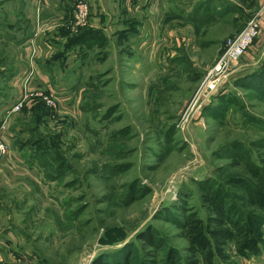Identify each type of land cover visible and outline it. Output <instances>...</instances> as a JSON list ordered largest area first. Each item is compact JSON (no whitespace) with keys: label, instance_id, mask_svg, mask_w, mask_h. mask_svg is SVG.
<instances>
[{"label":"rangeland","instance_id":"obj_1","mask_svg":"<svg viewBox=\"0 0 264 264\" xmlns=\"http://www.w3.org/2000/svg\"><path fill=\"white\" fill-rule=\"evenodd\" d=\"M263 4L158 0L144 65L132 59L137 46L120 53L115 42L87 40L75 52L80 65L56 80L66 90L53 92L57 97L25 91L36 76H19L17 25H0V128L8 130L0 133L7 145L0 155V264H93L131 242L162 264L164 252L139 238L149 228L184 264H206L209 253L191 251L189 240L201 232L213 239L218 229L230 236L213 243L211 264H233L251 232L259 249L252 255H259L264 183L250 170L264 176L261 26L218 84L207 81ZM215 5L231 12L214 17ZM88 18L73 21L84 26ZM252 73L253 81L244 77ZM38 102L45 108H35ZM64 160L70 169L61 168Z\"/></svg>","mask_w":264,"mask_h":264},{"label":"crops","instance_id":"obj_2","mask_svg":"<svg viewBox=\"0 0 264 264\" xmlns=\"http://www.w3.org/2000/svg\"><path fill=\"white\" fill-rule=\"evenodd\" d=\"M74 1L0 0V25L8 27L9 21H13L17 25L16 32L20 33V66L24 65L25 69L24 72L20 69L19 76L22 78L33 72L37 78V82L35 77L32 81L36 84L29 83L28 87L24 88L25 91L40 88L51 92L55 97L61 90L66 91L64 87L56 84V80L59 75L61 77L63 74H72L77 60L80 65V56L77 57L75 52L78 54L84 48L86 41L81 38L87 35H91V42H115L117 49H121L120 53H123V47L134 49V46H137L140 50L132 59L144 65L140 57L143 55L141 49L146 48L148 44L152 45L146 35L154 32L149 21L158 17V0H86L90 14L84 26L74 24ZM261 29L260 37L255 40L258 46L264 44V20L261 21ZM72 38L79 39L71 41ZM130 56H134V53ZM27 109L31 110L32 107L27 105ZM3 124L1 123L0 133L8 132L4 130ZM12 136L15 137L14 134L9 135ZM2 137L5 141L4 136ZM12 141L14 138L11 139V144ZM237 257L233 264H264V249H261L256 257Z\"/></svg>","mask_w":264,"mask_h":264},{"label":"trees","instance_id":"obj_3","mask_svg":"<svg viewBox=\"0 0 264 264\" xmlns=\"http://www.w3.org/2000/svg\"><path fill=\"white\" fill-rule=\"evenodd\" d=\"M213 11H214L213 12L214 17H223V16L228 15L231 12V8L227 6L217 7L215 5L213 6ZM90 36L88 35L84 36L83 38H81V40L87 41L89 40ZM78 39L79 38H72L71 41H75ZM256 74L252 73L244 77L249 78L253 81V77H256ZM37 104L38 105L36 106L34 105L35 108L37 107L45 108L41 102H38ZM35 108H33L31 111H34ZM70 167H71L70 163L67 162L66 160H64L63 164H61V168H63L64 170H68L70 169ZM250 171L257 177V179L260 178L261 182L264 183V176H262L261 170L259 167L251 169ZM248 190L250 191L249 194L251 195V197L253 199H256V193H254L252 189H248ZM216 214L220 215V212L217 211ZM230 221H231L232 227L235 226L238 232L242 230V228H239V223L232 221V220ZM209 234L212 235L213 239L209 238L205 234H202L201 232L199 234H195V236L192 239L190 238L189 240V243L191 245V251L195 247H197L198 249H200L199 251L201 253H206V252L209 253L208 254L209 258L205 262L206 264L212 263L211 256L213 255L212 254L213 253V248H212L213 243L215 242L217 247H219L222 240L225 239L227 234L230 236V231H228V229L226 230L218 229V230L211 231ZM244 237H245L244 240L241 241V248H239L240 255L249 257L253 253L258 254L259 249H257L256 247L257 240L254 239V234H252L251 232V235H245ZM139 238L144 244H147L149 247H155V248L159 247L164 252V254L162 255L163 256L162 264H184L181 260L177 261L175 257L171 255L169 251L165 252L166 248H165L164 240L161 236L158 235V232L156 231V229L149 228V230H147L145 234H141ZM149 256H150V253L148 251H141V249L135 243L131 242V243H127L126 245L116 250L101 254V256H99L94 261L93 264H158V262L154 260L153 258L148 259ZM188 263L191 264L190 262H187V264Z\"/></svg>","mask_w":264,"mask_h":264},{"label":"built area","instance_id":"obj_4","mask_svg":"<svg viewBox=\"0 0 264 264\" xmlns=\"http://www.w3.org/2000/svg\"><path fill=\"white\" fill-rule=\"evenodd\" d=\"M88 15V2L86 0H75L72 9V19L75 21V23L82 24L81 22L84 21ZM263 18L264 4L261 7V10L250 18L245 28L241 30V33L228 44L217 64L209 72L208 77L212 79L208 80L207 82L218 84L221 75H223V73L231 66V64L239 60V58L248 50L252 41L259 36L261 21ZM208 77L206 79H208ZM34 94L42 97L43 100H45L48 104H53V100L49 99V96L52 95H43L40 91L35 92ZM53 98L55 97L53 96ZM14 106L15 107L13 110H18L21 106V103H16ZM6 149L7 145L0 135V155H3Z\"/></svg>","mask_w":264,"mask_h":264}]
</instances>
